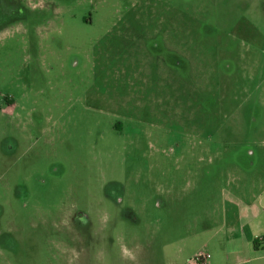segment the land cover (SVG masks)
<instances>
[{
  "label": "rangeland",
  "instance_id": "obj_1",
  "mask_svg": "<svg viewBox=\"0 0 264 264\" xmlns=\"http://www.w3.org/2000/svg\"><path fill=\"white\" fill-rule=\"evenodd\" d=\"M260 175L264 0H0V264H250Z\"/></svg>",
  "mask_w": 264,
  "mask_h": 264
},
{
  "label": "crops",
  "instance_id": "obj_2",
  "mask_svg": "<svg viewBox=\"0 0 264 264\" xmlns=\"http://www.w3.org/2000/svg\"><path fill=\"white\" fill-rule=\"evenodd\" d=\"M260 178L261 182L258 179L251 180L250 184L248 180L242 178L243 185L229 182L234 185L231 200L223 209L222 221L228 258L232 252L237 262L243 256L247 258L245 262L250 264H264L263 258L254 254V251H263V245H254L253 242L258 235L264 238V178L261 175ZM256 182L259 183L257 193H250L251 189L255 188ZM205 264H216V260L208 259Z\"/></svg>",
  "mask_w": 264,
  "mask_h": 264
},
{
  "label": "built area",
  "instance_id": "obj_3",
  "mask_svg": "<svg viewBox=\"0 0 264 264\" xmlns=\"http://www.w3.org/2000/svg\"><path fill=\"white\" fill-rule=\"evenodd\" d=\"M256 241L259 242L261 245H263V252H264V238L258 237L256 238ZM208 256L203 253L196 254L188 264H205L208 260Z\"/></svg>",
  "mask_w": 264,
  "mask_h": 264
},
{
  "label": "trees",
  "instance_id": "obj_4",
  "mask_svg": "<svg viewBox=\"0 0 264 264\" xmlns=\"http://www.w3.org/2000/svg\"><path fill=\"white\" fill-rule=\"evenodd\" d=\"M253 242H254V245H258V244L260 245V243L257 242L256 240H254Z\"/></svg>",
  "mask_w": 264,
  "mask_h": 264
},
{
  "label": "flooded vegetation",
  "instance_id": "obj_5",
  "mask_svg": "<svg viewBox=\"0 0 264 264\" xmlns=\"http://www.w3.org/2000/svg\"><path fill=\"white\" fill-rule=\"evenodd\" d=\"M12 10V9H11ZM16 11V10H15ZM20 11H21V9H20ZM18 13V12H17Z\"/></svg>",
  "mask_w": 264,
  "mask_h": 264
}]
</instances>
